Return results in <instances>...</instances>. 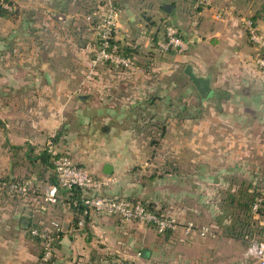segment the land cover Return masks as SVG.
I'll use <instances>...</instances> for the list:
<instances>
[{
  "label": "crops",
  "instance_id": "crops-1",
  "mask_svg": "<svg viewBox=\"0 0 264 264\" xmlns=\"http://www.w3.org/2000/svg\"><path fill=\"white\" fill-rule=\"evenodd\" d=\"M104 1L10 0L17 13L0 16V175L50 183L52 170L38 154L62 129L55 140L59 147L96 175L113 178L105 193L181 212L170 199L178 200L181 189L189 191L165 186L151 195L147 159L138 153L141 130L161 125L166 133L177 125L179 163L192 164L193 172L185 167L153 172L161 180H225L235 172L264 179V66L256 62L258 45L243 23L256 13L255 25L264 35V13H259L264 0H206L199 9L193 0H115L121 8L115 37L134 59L131 72L120 76L96 59L90 21L99 17ZM90 5L94 18L85 14ZM165 23L188 40L186 50H159L156 42ZM190 63L208 76L214 89L210 99L201 96L187 73ZM187 149L192 154L186 156ZM105 163L112 165L111 173L103 171ZM63 197L51 205L44 202L43 211L38 208L33 216L61 220L53 258L43 263L23 214H33L37 204L24 206L0 195V264L249 263L248 242L235 256L232 238L216 224H202L212 232L205 235H187L181 224L161 233L150 223L91 208L85 214L73 211Z\"/></svg>",
  "mask_w": 264,
  "mask_h": 264
},
{
  "label": "built area",
  "instance_id": "built-area-1",
  "mask_svg": "<svg viewBox=\"0 0 264 264\" xmlns=\"http://www.w3.org/2000/svg\"><path fill=\"white\" fill-rule=\"evenodd\" d=\"M206 0H196L198 4H205ZM6 7H13L5 3ZM121 8L113 0H105L103 10L99 14L96 24H94L98 41L96 59L101 64H107L109 71L116 75H127L133 67V56L124 54L120 51L122 43L116 42V31ZM219 10L215 15L221 16ZM90 18V16H88ZM244 26L248 29L249 38L258 45V55L256 62L264 66V35L258 32V29L251 18L243 19ZM157 46L161 52L170 50L183 52L188 47V40L180 35L177 27L172 23H165L163 34L157 40ZM119 71V72H116ZM54 133L51 134L46 143L45 149L51 156L53 170L58 179V184L48 183L41 186L31 178H11L5 179L0 175V195L7 196L11 199H19L22 203L37 204V209H41L45 204H54L60 200L61 193L59 187L67 190L66 197L70 198L74 188L81 191L80 198L82 203L99 213L116 215L127 221H141L151 223L160 232L165 228L175 229L181 223L172 215L164 212L156 213L148 209L141 201L131 200L118 194L109 195L105 190L109 187L113 178L109 176H100L93 173L88 167L79 165L72 157L70 151L65 147H59L54 140ZM36 189L39 192H36ZM73 199V202H77ZM264 200V189L262 194L255 198L252 205L253 211H258ZM31 205V204H30ZM30 210V209H29ZM24 215H29L28 212ZM34 218V217H32ZM47 219L41 217L34 219L38 225L29 228L31 235L39 239L43 254L41 259L46 261L50 259L55 252V239L57 231L61 229V220L57 217ZM182 228L185 234L198 233L200 235L210 234L211 229L208 226H199L193 220L183 222ZM248 242L245 256L254 264H264V236L254 237L245 234Z\"/></svg>",
  "mask_w": 264,
  "mask_h": 264
},
{
  "label": "rangeland",
  "instance_id": "rangeland-1",
  "mask_svg": "<svg viewBox=\"0 0 264 264\" xmlns=\"http://www.w3.org/2000/svg\"><path fill=\"white\" fill-rule=\"evenodd\" d=\"M11 10L15 12L13 15L17 13L16 10ZM11 42L14 43V41ZM15 56V54H12L9 60L13 61L16 59ZM176 128L177 125H174V128L169 130V132L162 133L159 130L160 128L152 126L151 130L147 128L138 133V142L141 144L138 153L147 159L145 175L147 176L146 181L149 183L148 187L151 195H153L154 188L160 189L165 186H168V189H172V191L177 190L178 187L186 189L189 194H183L184 191L181 189L180 194L182 195L179 194V201L173 196L170 199L174 204H177V202L180 204L182 207L181 212H176L173 209H171L173 212H170V210L164 209L162 204H158V206L164 210L165 214L176 217L181 224L187 220H193L198 225L216 224L223 236L232 238L234 255L243 254L247 243L242 237L243 231H249L254 237L264 236V206L258 211H253L252 206L250 209L245 210L243 205L246 195L254 198L257 195V191L264 189V179H255L248 177L244 173L235 172L231 175V178L225 180H205L200 182L192 177H187L186 179L184 177L180 180L174 179L173 181L170 179L161 180L153 172H178L181 171L182 167H185L189 173L193 172L192 164L182 166L183 164L179 163V149L177 148L179 142ZM189 151L192 154V150L187 149L186 156H188ZM150 174L153 177L148 179ZM176 183L180 186H177ZM194 189H196V192ZM36 212H39L38 209L33 211V216H36ZM39 216L46 218L45 221L51 219L50 215L39 213L37 217ZM239 231H241L240 234L236 235ZM244 264L254 263L249 261V263L244 262Z\"/></svg>",
  "mask_w": 264,
  "mask_h": 264
},
{
  "label": "trees",
  "instance_id": "trees-1",
  "mask_svg": "<svg viewBox=\"0 0 264 264\" xmlns=\"http://www.w3.org/2000/svg\"><path fill=\"white\" fill-rule=\"evenodd\" d=\"M114 1V3L115 4H117L118 5V3L115 1V0H113ZM194 2H195V4H196V0H193ZM10 2V0H0V16H9V15H13V13H15V12H13L11 9H13V7H11V8H9V7H6L5 6V3H7V4H11V2ZM105 4V1L103 2V5ZM203 5L202 4H196V7L195 8H201ZM260 8L261 9H259V13L260 12H262V13H264V3H261V5H260ZM13 10H15V9H13ZM93 6L91 7V5L88 7V9H87V11H86V13L85 14H88V15H90V16H92L93 18H94V15H93ZM92 14V15H91ZM250 18L252 19V21H253V23H256V18H257V14L256 13H253L251 16H250ZM97 19L98 18H96L95 20H91L90 22L92 23V24H96V22H97ZM117 43L119 42L117 39L115 40ZM98 42V41H97ZM120 51L122 52V53H124V54H127V55H131L132 56V54H131V51H130V49L125 45V44H122V48L120 49ZM170 51H173V50H170ZM104 65H106V67H108V65L107 64H104ZM116 72H119V71H116ZM146 118V122L148 123L149 122V117H145ZM158 128H160L159 130H161V125H158L157 126ZM149 130H151V128L149 129ZM61 131H62V129H59L58 131H57V133H55V136L53 137L54 138V140H57V138H58V136L61 134ZM163 130H161V132H162ZM67 149V148H66ZM39 155V158H40V161L44 164V165H46V167L48 168V169H50V170H52V171H50V174H49V177H48V181L50 182V183H55V184H58V179H57V177H56V175H55V172H54V170H53V163H52V161H51V156H50V154L47 152V150L44 148L42 151H40V153L38 154ZM79 165H83V166H86V165H84V164H82V163H80L79 161H76ZM87 167V166H86ZM14 176H12V177H10V176H4V178L5 179H7V180H9V179H11V178H13ZM15 178V177H14ZM16 178H27L25 175L23 176V177H17L16 176ZM36 184V183H35ZM59 191H60V193L64 196L61 200H63V201H65V202H63L64 204H66L69 208H71L73 211H78V212H80V213H82V214H85L87 211V209H88V207H87V205H85L84 203H82V201H81V199H79L80 198V194H81V191H80V189L79 188H74L73 189V193L70 195V198H67L66 197V192H67V190H65L63 187H59ZM36 192L38 193L39 192V190L38 189H36ZM257 193V195L253 198V197H250V196H247L246 195V199H245V201L243 202V205H244V208H245V210H248V208L250 209L251 208V206L253 205V203H254V201H255V198L256 197H258V196H260L261 194H262V190H260V191H257L256 192ZM61 195V196H62ZM118 195H120V194H118ZM121 196H125V197H127V198H129V199H131V200H134V201H136V200H139V201H141L148 209H150V210H152V211H154V212H156V213H161V212H163L164 210L162 209V208H160L158 205H155L154 203H152V202H150V201H148L147 199H142V198H139V197H134V196H132V195H121ZM77 199L76 201V203L75 202H73V199ZM22 202H24V201H22ZM21 201H20V203H22ZM262 204L263 205H261V207L259 208V209H261L262 208V206H264V200L262 201ZM23 205L24 206H27L28 204L27 203H23ZM258 209V210H259ZM41 210L43 211V208H41ZM29 213V212H28ZM25 217H27V219L29 220V224H28V226L26 227V233H27V235L28 236H30V238H32L33 240H35L38 244H39V258H40V260H42L41 259V256H42V254H43V251H42V248H41V245H40V243H39V239L37 238V237H35V236H33V235H31L30 234V232H29V228L31 227V226H33V225H38V222L37 221H35L34 219L35 218H33L32 219V217H33V214L32 213H29V215H24ZM37 219H40V218H37ZM147 223V222H146ZM151 224V223H150ZM154 226V225H153ZM172 229L171 228H165L164 230H162V231H160L161 233H166V232H170ZM240 232L241 231H239V233L238 234H236V235H239L240 234ZM61 234H62V229H60L59 231H57V236H56V239H55V243H54V245H56V243H57V241L60 239V237H61ZM245 234H247L248 236H251V233L249 232V231H243V233H242V237L245 239ZM235 235V236H236ZM246 240V239H245ZM52 258H53V256L50 258V259H48V260H46V261H43L42 260V262L43 263H49L51 260H52Z\"/></svg>",
  "mask_w": 264,
  "mask_h": 264
},
{
  "label": "water",
  "instance_id": "water-1",
  "mask_svg": "<svg viewBox=\"0 0 264 264\" xmlns=\"http://www.w3.org/2000/svg\"><path fill=\"white\" fill-rule=\"evenodd\" d=\"M186 71L191 77L194 85L200 92L201 96L205 98L206 100L210 99V96H211L210 92L213 91L214 89L209 84L208 76L198 74L191 63L189 64V66L186 67ZM44 75L46 79L48 80V82H51V78H52L51 72L47 70L45 71ZM77 95L82 98L87 96V94L85 93H77ZM103 171L106 173H111L112 165L109 163H105L103 166Z\"/></svg>",
  "mask_w": 264,
  "mask_h": 264
}]
</instances>
